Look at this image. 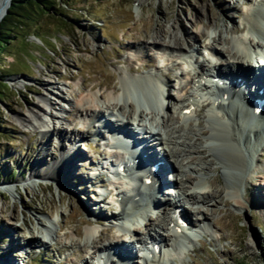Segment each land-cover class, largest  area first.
I'll use <instances>...</instances> for the list:
<instances>
[{
	"label": "rangeland",
	"instance_id": "1",
	"mask_svg": "<svg viewBox=\"0 0 264 264\" xmlns=\"http://www.w3.org/2000/svg\"><path fill=\"white\" fill-rule=\"evenodd\" d=\"M253 1L58 0L51 11L30 10L35 24L20 29L21 33H16L18 38L0 58L1 68L26 72V75L13 74L3 78L9 91L7 100L0 102V260L5 254L18 264H91L88 245H83V237L75 234L73 229L85 230L88 225L80 222L81 219L93 217L90 210L96 206L95 195L86 177L94 171L88 165L92 163L95 167L99 160L97 155L103 159L109 149L99 147L97 153L96 148L86 151V146L76 143L75 151L78 150L76 153L80 155H77L71 177L63 182L55 176L47 181L49 185L44 180L45 184H42L32 171H53L60 153L68 150V144L61 140L64 145L58 144V138L53 133L49 135V131L44 136L38 131L33 132L19 116L32 109L40 99H51L52 105H45V119L50 118V113L56 114L58 129L65 133L71 131L70 128L83 131L84 122L73 118L76 111H70V104L75 105L80 96L90 92L96 94L101 103L112 99V88L106 90L103 83H117L124 76L147 75L153 70L155 57L148 47H144L141 54L129 49L137 40L149 43L159 34L161 40L168 41L169 31L174 26L176 34L185 37L194 48L212 43L220 51L224 41L240 36L233 28L243 25L250 6L246 4ZM194 20L198 22L192 23ZM201 30L206 32V37L194 41L192 36ZM218 34L222 37L221 43L213 40ZM207 56L215 58L213 53ZM148 61L150 66H144ZM154 74H164L170 79L169 90L174 97H178L180 82L189 76L185 71L181 78L165 68ZM57 88H62L66 101H55L47 93V90ZM205 109L199 107L186 122L191 126V132L205 128ZM43 137L47 139L43 140ZM257 146L253 161L258 168L235 194H231V185L225 180L230 176L228 173L205 168L210 161L215 166L216 160L212 156L203 163L195 160L197 168L203 166L201 177L210 194L195 204L208 215L202 220L205 230L182 252L174 253L182 254L167 264H264V148L258 152ZM210 147L216 149L214 145ZM188 155L197 156L195 153L185 156ZM187 171L190 176H196V172ZM72 182L79 185L75 187ZM186 185L183 188L188 190L189 184ZM97 204L101 209L104 207L103 202ZM75 208L80 210V215L74 214ZM102 211L104 220L109 214L107 210ZM69 215H72L70 222ZM192 216L202 219L200 213L192 212ZM49 218L57 219L61 228H56L51 241L40 243L35 238L36 229ZM159 222L162 225L165 220ZM63 223H66L64 228ZM101 223L94 224L101 230L100 235L95 234L98 244L105 242L108 236L113 238L108 223ZM24 244L27 258L23 260L16 256V251ZM0 264L3 263L0 261Z\"/></svg>",
	"mask_w": 264,
	"mask_h": 264
},
{
	"label": "bare ground",
	"instance_id": "2",
	"mask_svg": "<svg viewBox=\"0 0 264 264\" xmlns=\"http://www.w3.org/2000/svg\"><path fill=\"white\" fill-rule=\"evenodd\" d=\"M3 1L4 0H0V12L3 6ZM246 5L247 6L253 5V6L252 7L249 6V8L246 10V16L244 17L243 25L240 27L236 25L234 27L233 25L234 32L237 33L239 32L240 36L230 37L227 41H224L220 51L216 50L215 45H213L212 43L207 44L209 46L205 45L204 47L201 48L199 47V49L194 48L193 46L188 44V42H186L185 37L181 38L176 34L174 26H171V29L168 34V38H169L168 41L161 40L160 35L158 34L155 36V39H153V41H150L149 43L144 42V40L141 41L137 40L136 45H133V47H130L129 49H131V51H133V53L135 54H141L142 49L144 47H148L151 50V53L155 57V64L158 58H161L160 61L161 64L164 63L165 60H168V58L164 57L163 55L165 53L163 52L164 49H169L173 53L174 52L184 53V52H190L191 50L194 52L198 50L200 51L203 48L204 50H206L207 54L211 55V53H213L216 57L215 61H210L209 59L203 60L202 66L204 69H206L208 64L213 65L214 69H218L221 67V71L223 70V68H226L228 65L232 68H236L240 70H242L243 68L247 69L252 66H257V65L260 66L261 63L259 62L261 61H258V58L256 57L254 58L251 49L248 48L247 46V42L249 43L250 41H253L254 44L256 41L254 39V34L259 36L264 34V26H263L264 24L261 23L259 20V17L264 16V11L260 9L259 3L254 4L252 2L251 3L249 2V4L247 3ZM206 20H207V24H210V20L208 19V17H206ZM196 22H198V20H194L192 23H196ZM246 26L248 27L249 32L243 33ZM202 37H206V32H204L203 30H201L199 34H194L192 36L194 41H198ZM221 38H222L221 35L218 34L217 36H215L213 40L217 41L218 43H221L220 42ZM152 47H157L158 50L153 51L151 49ZM170 56L175 57L174 54H170ZM218 56H221L220 61L217 60ZM150 63L148 61L147 64L150 65ZM263 64H264V59H263ZM187 65L190 66L189 62H187ZM154 69L156 70L157 67H155ZM156 72H158V70ZM182 74L184 75L185 71L182 72ZM190 74L188 77L189 80L187 82V85L179 88L178 97H174V95L170 93L169 90L170 79L168 80V77L165 76L166 74L163 76V78L156 76L154 73H148L147 75H142V76L140 75L136 77L124 76L120 78L117 83H109V82L103 83V86L106 87V90H108V88H112V94H113L112 99L108 98L107 100L101 103L97 95L90 92L85 96H80L78 102L75 105L68 104L70 111L71 110L76 111V116L73 118L74 119L80 118L79 121L81 123L84 122V125L82 124L81 125L83 126L85 131L84 129H82L83 131L79 130L78 132H76L74 131L75 129L70 128V130L71 129L72 130L71 131L67 130V132L65 133L63 132V130L58 129L57 125L56 126L53 125L57 120L56 117H58V115L50 113V118L45 119V116L47 115V109L45 108V105H52L51 99L49 100L44 98L40 99L36 104L33 105L32 109L26 111L25 114L19 116V119L21 120L22 123H25V125L29 126L33 132L38 131V133L42 134L45 133V130L48 131L49 129H51V133H53V135H55V137L58 138L60 142L58 144L64 145V142L62 143L61 141H65V143L68 144L69 149L67 151L65 150L62 151V153H60V157L59 159H57L58 162H56L57 164L53 168V171L33 170L32 175L38 177L39 179L36 180H40L42 184H45L51 178H55V176L57 177V179L66 182V180H68L72 175L71 170H74L76 166L75 160L77 159V155H80V153H76L77 150L75 151V144L77 143L76 139L82 138L86 136V134H88L87 127L90 126V124H92L93 122L99 123L98 121L90 119L88 116L90 115L91 112L93 113L95 111L100 112L101 110V112L103 113L106 112V109H104L105 106L107 109H113V110L121 109L124 113H127L128 116L130 115L131 112L134 111L143 120H146L145 117L147 116L149 117V121L151 122L159 120L158 129L146 127L144 136L145 137L148 136L149 139L147 143V147L148 149H151L153 151L156 150V148L161 147L164 152V158L166 159V161L168 160L173 161L171 164L173 170L172 173H170V175H172V178L174 179L172 185L175 187V190L179 191L183 187L185 186L187 187L186 185L187 183L189 184L188 185L189 187L196 186L197 189H199L198 191L194 190V193L193 194L191 193L189 195L185 193L187 191V188L181 190L180 194L182 195L183 199H185L188 203H190L191 205H195L199 203V199H206L210 197V194H208L207 190L205 189L207 183L203 180L204 178L201 177V170L203 166L197 168L195 163L196 159L200 160L201 163L205 162L206 158H209L210 160L211 159L210 156H212L213 159L216 160L215 166L212 163V161H210L207 164V166H205V168H208L209 170L222 169L223 174L228 173L230 176L226 177L225 180L228 182L229 185H231V194H235L237 191H239V188L244 187L243 185L245 184L246 178L251 176V174H253L255 170L258 168L257 164L253 161V153L256 150L255 149L256 145L262 146V148H264V144H260L264 140V122L262 121V119H257V118H254L252 120L249 117L248 110L244 109L240 105V101L237 100V102H234V100H231L228 103H225L223 97L221 98V96H219L221 100L218 97L216 98V102L214 100L212 103L209 104L203 103L201 106L206 108L205 119H204L206 121V126H204L205 128H203V130L197 133L191 132V126L190 125L187 126L186 122L191 118L192 114H194L199 108L200 104L198 103L199 100L197 99L196 92L197 89L201 87L202 82H201V77L196 76L194 73L191 74V76ZM204 80H205L204 83L206 84L210 83V80H206V79ZM242 80H245V77H243L241 81ZM19 81L23 82V80H19ZM98 84L101 85L100 82ZM164 86L166 87L165 90L166 95H164L165 93L163 90ZM47 91H48L47 93L50 96L54 97L55 101L58 100L66 101V97L62 92L63 91L62 88H57L55 91H52L51 89ZM220 92L224 93L223 91ZM160 95L161 97L159 99ZM262 96H264V91ZM217 100L218 101L220 100V103H218ZM164 102L167 103L166 106L164 105L165 104ZM192 105L194 106V110H191ZM145 107H147V109H145ZM186 108H189V112L184 111L186 110ZM173 109H175V111H173ZM177 109L180 110L176 111ZM62 110H64V107H62ZM222 110L226 111V115H224L223 113L219 114V111ZM114 116L117 117L119 123L123 121L122 118H119V116L117 115ZM116 128L118 129L120 128V126H118L117 124ZM189 133L190 136L187 137ZM106 136L102 137V139L104 140L99 141L100 144H102L103 142V144L106 147H111V144L115 145L116 141H120L119 135L113 134L111 139L107 138ZM154 136H157L156 138L158 139L157 143L155 142ZM253 137L255 139H252ZM45 139H47V137ZM45 139L43 137V140ZM251 141L253 143H251ZM82 143L83 145L88 146L90 149L95 150L90 143L88 142H82ZM211 145H214L216 149L212 150V148L210 147ZM208 146H209V150H207ZM111 152L112 150L106 151V154L109 155L110 157L118 156L114 152L111 154ZM69 153H72L73 155L72 156L68 155ZM191 153H195L197 154V156L194 157L189 155L185 156L186 154H191ZM120 154L123 155V152ZM182 156L184 157L182 159H179ZM114 160L117 159L115 158ZM91 165L92 163L88 165L89 166L88 168H90ZM95 167L97 166L95 165ZM98 170L100 172L102 171L100 170V168H98ZM187 170H189L190 172H196V176L194 177L190 176L187 173L188 172ZM96 176L97 175L93 174V175H89V178L86 177V179L89 180L88 183L91 184L90 185L91 187L97 184V181L95 180ZM146 176H148V174ZM43 180L45 181V183ZM215 181H217V179ZM50 183L52 182L50 181ZM72 183L74 184L75 187L79 185V183L77 182H72ZM142 184L146 192L151 190L154 186L145 183ZM83 189L84 187L82 186V190ZM170 189H171L170 186L166 188L168 193L170 192ZM141 197H142L141 192H135L128 197L124 195L123 202L125 203V205L128 206V209H132V208L134 209L140 206L141 204L140 200L142 199ZM115 199L116 196H113L109 199V202L110 204H114L116 209H118L120 207V202H115ZM167 199L168 201H170L168 202V204L171 206H174L173 203L176 200L177 203L180 202L178 198L174 200L175 199L174 197L172 198L173 200H171V198H167ZM209 200L211 201L210 198ZM194 209L196 213L202 214L201 221L207 219L208 215H206L201 208L194 207ZM90 211L93 217L83 218L80 221L82 223H86L88 227L82 231L78 227H76L73 229V231L79 237H83L84 246H87L88 244L92 245V247L87 248L88 250H94L96 253L97 250H100L101 243L100 244L97 243L95 234L96 233L98 234L99 232L100 235L101 230L95 227L96 225L94 224H97L98 222L101 221H105V219L103 220L104 212L100 208L99 204H96V206L92 207ZM74 214L80 215V210L75 208ZM155 216L157 215L155 214ZM166 217L167 216H163L162 219L165 220V224L167 226L170 225L171 219L168 216L166 221ZM71 220H72V215H69V222ZM151 220L154 223V219ZM56 221L57 219L55 218L54 219L49 218L45 224L40 223V227H37L36 229L37 234L35 236L38 242L45 244L52 240V238L56 234V230H57L56 228L59 229L61 228V225H58ZM160 225L161 224H159L158 226L157 224L156 226L161 227ZM172 225H173L172 227H175L173 223ZM65 226L66 223H63L62 228H64ZM149 227L151 228L152 225L151 224L150 226L146 225L144 230L150 231ZM191 227H196V226L194 225ZM140 228L142 227H139V229L137 230L138 242L139 240L141 242L142 239V234L140 231L142 229ZM148 234L150 236V232H148ZM151 235H152L151 236L152 239H155L156 241L159 240L165 243L169 242L168 238L161 236L159 233H154V234L151 233ZM180 237L182 238L181 241H185V243H187L188 245L191 243L188 240L189 238L186 237L185 233L182 234V236ZM112 240L113 239L110 238V236H108L107 239H105V241L109 242L110 244L112 243ZM104 243L105 242H102V244ZM112 245L106 246L105 248H108L107 250H109L112 247ZM140 245H142V242ZM23 246H25V244L22 245L16 251V253L18 254L16 256H21L22 259L24 260L25 258H27L26 257L27 255H25L26 253L22 252L24 250ZM176 247L178 248L177 252H172L171 250L166 251L165 259L166 258L171 259L170 257L177 258V256L182 253L180 254H174V253L182 252L183 248H185L186 246L183 245L181 242L180 245L175 247L171 246L170 248L176 249ZM149 255H152V253L148 254V256ZM103 256L105 255L103 254ZM2 257L3 258L0 261L3 264H16L14 260L13 262L11 261L12 259L11 256L4 254ZM90 258L93 260L92 256ZM163 260L164 259L162 258L159 261H163ZM166 261L167 260H164L163 262ZM97 264L100 263L98 262ZM148 264H156V263L153 261H149Z\"/></svg>",
	"mask_w": 264,
	"mask_h": 264
},
{
	"label": "trees",
	"instance_id": "3",
	"mask_svg": "<svg viewBox=\"0 0 264 264\" xmlns=\"http://www.w3.org/2000/svg\"><path fill=\"white\" fill-rule=\"evenodd\" d=\"M58 0H11L7 14L0 21V58L6 53L8 46L18 38L16 33H21L20 29L27 25L35 24L32 20L30 10L51 11L55 8ZM48 14V12L44 13ZM13 74L26 75L25 71L16 72L10 68L0 66V102L7 100L8 86L4 82V77Z\"/></svg>",
	"mask_w": 264,
	"mask_h": 264
},
{
	"label": "water",
	"instance_id": "4",
	"mask_svg": "<svg viewBox=\"0 0 264 264\" xmlns=\"http://www.w3.org/2000/svg\"><path fill=\"white\" fill-rule=\"evenodd\" d=\"M10 4H11V0H4L3 1V6H2V9H1V12H0V21L7 14Z\"/></svg>",
	"mask_w": 264,
	"mask_h": 264
}]
</instances>
